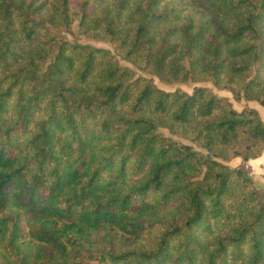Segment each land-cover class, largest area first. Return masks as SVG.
<instances>
[{
    "label": "trees",
    "instance_id": "16d2710c",
    "mask_svg": "<svg viewBox=\"0 0 264 264\" xmlns=\"http://www.w3.org/2000/svg\"><path fill=\"white\" fill-rule=\"evenodd\" d=\"M79 7L0 0V264H264L259 115L142 75L264 107V0Z\"/></svg>",
    "mask_w": 264,
    "mask_h": 264
},
{
    "label": "rangeland",
    "instance_id": "374dc122",
    "mask_svg": "<svg viewBox=\"0 0 264 264\" xmlns=\"http://www.w3.org/2000/svg\"><path fill=\"white\" fill-rule=\"evenodd\" d=\"M70 5H71V9H72L73 12L80 13L79 0H70ZM72 30H73V35H65L64 36L65 39L68 40L69 42H71V43L78 42L80 44L89 43L90 45H92L94 47H97V48L107 49V50H109L111 52L114 51V48L112 46H110L109 44L96 43V42L88 41L85 38H83L79 34L78 22H75L73 24ZM120 64L123 67H131L129 64H127L124 61H120ZM137 73L139 74V72H137ZM142 75L145 76V77H147V78H149V79H152L153 84L157 88H159V89H161V90H163L165 92H173L176 89H179L182 92H185V93L191 95L193 93V91H194L195 88H198V87L207 88L217 98H226V99H228L229 102L231 103L233 109L236 110V111H238V112H240L242 109H247V110H251V111L257 112V114L259 115L261 121L264 124V107H262V106L260 107V105L258 103H256V102H249V101H244V100H241L240 102H236V101H234L232 95L228 91L217 90L212 85V83H210V82H206V83H187V84H179V85H169V84H166L164 82L159 81L157 78H154V77H151V76H148V75H145V74H142ZM175 140L178 141V139H175ZM180 143L185 144V145H191L195 150L200 151V149L197 146L192 145L191 143H189L187 141H180ZM236 159L237 158H233L230 161H232V160L234 161ZM243 163H246V162H243ZM243 163H242V161H240L239 165H237V167H234V168H233V165L227 166L226 163H225V165L229 169H231V170H232V168L233 169L240 170L239 166H241ZM254 169H256L258 171V173L257 172H254L255 174H253V172L252 173L249 172L250 174L247 173L248 175H246V174L245 175L248 176L253 181L254 187L256 189L261 190V191L264 192V183L263 182L260 183V181H259V167L256 166ZM27 240H30V239L27 238ZM83 264H96V263L93 262V261L84 260V263Z\"/></svg>",
    "mask_w": 264,
    "mask_h": 264
},
{
    "label": "crops",
    "instance_id": "0c3cea01",
    "mask_svg": "<svg viewBox=\"0 0 264 264\" xmlns=\"http://www.w3.org/2000/svg\"><path fill=\"white\" fill-rule=\"evenodd\" d=\"M240 161H241V159L237 158L234 161L232 160V161L226 163V165L227 166L233 165V168H234V167H237V165H239ZM254 166L259 167V181H260V183H262V182L264 183V152L262 153V155L259 158L255 159V160L248 161L246 163H243L241 166H239V168L244 174L248 175L247 173H249V172H251V173L253 172V174H255L254 172L258 173V171L256 169H254L255 168Z\"/></svg>",
    "mask_w": 264,
    "mask_h": 264
}]
</instances>
